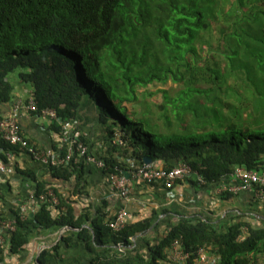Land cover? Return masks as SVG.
Wrapping results in <instances>:
<instances>
[{"label": "trees", "instance_id": "1", "mask_svg": "<svg viewBox=\"0 0 264 264\" xmlns=\"http://www.w3.org/2000/svg\"><path fill=\"white\" fill-rule=\"evenodd\" d=\"M13 79L32 87L31 114L52 108L64 122L92 98L101 120L119 131L114 150L121 160L101 156L107 178L133 176L144 157L166 169L185 162L204 183L218 185L237 167L264 170V0H0V120L1 107L15 99ZM154 82L176 87L159 90L156 112L139 91ZM49 129L59 140L61 124L53 119ZM21 150L0 136L6 163L5 151ZM86 170L84 160L47 166L50 178L70 185L63 191L23 172L34 182V211L11 205L9 215L0 212V225H14L3 230L0 264H13L7 254L22 261L39 230L64 227L28 264H66L62 246L88 253L80 264H174L175 242L190 253L185 264H195L200 247L218 257L216 264H262L264 221L253 225L242 212L218 223L181 216L161 229L159 212L151 210L114 230L119 205L90 201Z\"/></svg>", "mask_w": 264, "mask_h": 264}, {"label": "crops", "instance_id": "2", "mask_svg": "<svg viewBox=\"0 0 264 264\" xmlns=\"http://www.w3.org/2000/svg\"><path fill=\"white\" fill-rule=\"evenodd\" d=\"M13 80H15L13 98L27 96L32 87L24 85L16 79ZM1 110L4 114L8 113V105L2 106ZM65 122H69L80 132L86 140L89 152L97 159H101L102 155L110 154L121 160V156L114 150L119 131L110 121L101 120V109L90 96L81 100L75 118L68 119ZM20 124L26 137L38 146L52 147L59 143L56 135L49 131V122L46 120L42 122L41 117L37 114L23 113ZM68 126L70 127L69 124ZM109 129L115 132V142L110 136ZM7 165L10 171H0V190L6 198V204H4V200H0V212L6 211L8 215L9 211L7 209L11 205L19 209L24 204L29 205L27 212L34 211V199L30 198L33 196L34 182L23 172L43 176L62 191L71 188L68 183L50 178L45 173L46 166L34 161L26 154L21 153ZM86 165L87 170L84 178L90 201L100 204L106 199L111 207L119 205L117 210L125 208L130 213L129 220L135 213H140V216H148L151 210H155L159 212L157 221H163L161 222V229L168 221H174L181 216L185 218L205 217L218 223L226 214L231 215L235 212H242L244 216L249 217L247 220L253 225H261L264 221V203L255 197L252 189L240 191L238 194L226 198V195L219 192L218 184H202L197 180L195 174L190 178L178 180L171 189L165 188L160 182L145 183L139 178L128 176L126 182L129 190L128 196L120 198L118 195L119 186L115 181V177L110 176L107 178L101 171V167H98L95 163H86ZM156 165L161 166L160 163ZM16 169L18 172H16ZM114 211L115 209L112 210V213ZM162 211L165 212L162 213ZM1 217L5 218L6 216L1 215ZM61 230H39L36 236L26 245L22 261L19 255L7 254L5 262L28 264L34 261L43 249L56 243L58 235H61ZM75 248L61 247L62 258L66 260V264L86 263V260L90 258L88 253L86 255L79 250L76 252Z\"/></svg>", "mask_w": 264, "mask_h": 264}, {"label": "built area", "instance_id": "3", "mask_svg": "<svg viewBox=\"0 0 264 264\" xmlns=\"http://www.w3.org/2000/svg\"><path fill=\"white\" fill-rule=\"evenodd\" d=\"M37 110L34 95L30 90L25 97L17 96L9 105V111L0 120V136L10 143L19 144L21 153L30 156L34 161L47 166H65L70 163H77L83 161L85 163H95L98 167H103L104 162L97 159L89 152L88 145L81 140L80 132L72 126L69 122H64L58 118L57 113L52 108L42 110V115H39L44 120L51 122L53 119L61 124L63 130L59 139V143L52 147L38 146L35 142L30 141L23 133L20 124V118L23 113L31 114ZM70 125V127L68 126ZM73 124V123H72ZM20 153V154H21ZM6 157L12 161L17 156L12 151H5ZM6 163L0 157V171H10ZM193 174L196 175L200 183L204 180L185 162H179L176 166L166 169L155 166L152 163L139 166L133 177L141 179L145 183H152L159 181L165 188L171 189L178 180L190 178ZM116 183L119 186L118 195L120 198H126L129 190L126 186L127 177L121 176L116 178ZM257 189L255 190V188ZM264 188V170L246 169L244 167H237L227 179H225L218 187L219 192H227L233 195L238 194L243 190H253L255 197L259 200L263 199L261 190ZM31 199L33 196L30 197ZM43 196H41V199ZM56 201V198H53ZM29 205H22L21 213L27 212ZM130 213L121 208L114 216L110 226L114 230H119L129 220ZM4 228L14 229L13 221H3L0 225V243L3 242L2 233ZM245 232V228L243 229ZM61 234V233H60ZM60 235H58L59 238ZM119 251L122 250L121 245H118ZM169 258L174 264H185L189 258L190 253L184 251L180 243L172 244L169 251ZM218 257L210 253L205 248L200 247L197 251V257L194 260L195 264H216Z\"/></svg>", "mask_w": 264, "mask_h": 264}, {"label": "rangeland", "instance_id": "4", "mask_svg": "<svg viewBox=\"0 0 264 264\" xmlns=\"http://www.w3.org/2000/svg\"><path fill=\"white\" fill-rule=\"evenodd\" d=\"M176 89V87L170 83H152L149 84L146 88H139V91L142 92L140 94V101L144 103V105L149 106L153 112L157 110V104H159L162 100V93L159 91L160 89H168L170 92ZM97 97V94L95 95ZM41 121L44 122L41 117ZM264 263V258H262V264Z\"/></svg>", "mask_w": 264, "mask_h": 264}, {"label": "water", "instance_id": "5", "mask_svg": "<svg viewBox=\"0 0 264 264\" xmlns=\"http://www.w3.org/2000/svg\"><path fill=\"white\" fill-rule=\"evenodd\" d=\"M144 163H146V164H150V163H151V158H150V157H144ZM125 176L128 177L129 175L126 173ZM67 229H68V227H64V228H62L61 231L63 232V231H65V230H67ZM62 232H61V233H62Z\"/></svg>", "mask_w": 264, "mask_h": 264}]
</instances>
